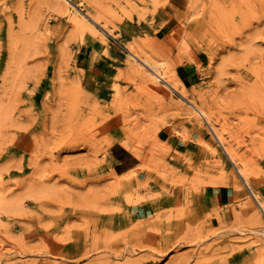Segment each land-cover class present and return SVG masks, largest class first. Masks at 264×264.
Wrapping results in <instances>:
<instances>
[{
	"label": "rangeland",
	"instance_id": "rangeland-1",
	"mask_svg": "<svg viewBox=\"0 0 264 264\" xmlns=\"http://www.w3.org/2000/svg\"><path fill=\"white\" fill-rule=\"evenodd\" d=\"M61 1L99 17L110 46L85 43L53 0H0V264H260L264 212L251 190L264 205V0ZM128 46L173 79L197 61L188 92L211 120ZM83 51L95 70L81 69ZM163 129L197 154L174 166ZM117 144L139 161L125 175L113 171ZM224 177L234 201L211 209L206 189ZM143 203L163 208L139 221L130 208Z\"/></svg>",
	"mask_w": 264,
	"mask_h": 264
},
{
	"label": "bare ground",
	"instance_id": "bare-ground-1",
	"mask_svg": "<svg viewBox=\"0 0 264 264\" xmlns=\"http://www.w3.org/2000/svg\"><path fill=\"white\" fill-rule=\"evenodd\" d=\"M53 1H55L56 4L58 3V7L61 9L60 12H62V14L64 13V14L68 15L69 21L72 23L74 28H76L81 33L82 37L85 36L86 39L83 40L85 43H90L91 41H93V43L96 42L100 45L110 46L108 38H113V36H112L110 30H108V26L104 25L100 21L99 17H97L96 15H94V16H92V15L90 16V14L87 15L88 13L82 14L81 11L83 10V8H82V10H78V8H76L77 11H79V13H81V15H83V16H80V14H78V12H76V13L72 12L71 9L67 6H65L61 0H53ZM64 1H66L67 4L73 3L72 0H64ZM192 25H194V24H192ZM31 27L33 28V26H31ZM86 36H88V37H86ZM106 37H108V38H106ZM189 39H190V37L188 36L187 39L185 40V42H189ZM42 40H43V38H42ZM127 51H128L129 56L132 59L141 63V65L143 67H145L148 71H150L149 73H151L152 78L160 81L163 84V86H165L170 91L177 93L181 99H183L184 101L189 103L191 105V107L201 117H203L205 119V121L208 123L207 117L210 119V115L208 114L207 110L205 108H200L194 104L195 102L191 98V93L188 92L189 89L184 87V85L177 78V76H174L175 79H173L172 76L169 74L168 69H165L163 65L156 64L150 58L145 57L144 55H142L139 51H137L133 47L128 46ZM189 60L194 61L195 58L189 57ZM152 84H154V82ZM199 94H200L199 90H193V92H192V95L194 97L199 96ZM210 125H211V123H210ZM216 137H217V140L219 141V143L221 144V146L224 148L225 152L227 153L229 159L231 160V162L234 164L235 168L237 169V173L243 179V181L245 182L247 187H249L248 183L252 184L253 178L245 166L241 167V168H237L236 163L239 160L238 154L230 147V145L226 146V143H228V142H225L222 134H220L219 136H216ZM123 145L127 150H129V151L133 150L128 145H125V144H123ZM234 184H235V182H232L231 180H229L225 177L218 180V181L212 182L213 186L229 187V188L235 187V186H233ZM251 193H252L253 198L259 203L261 209L264 212V205L261 204L258 200V199H263L262 195L260 193H259L260 195H258L257 193H254L252 190H251ZM128 262H131V261H128ZM128 262H127V264H128ZM157 262H158V260L148 259L145 257H144V259L135 261L136 264H151V263L156 264ZM184 262H186V261H184ZM228 263H229V258H222L221 257V258H215V259L201 260L198 264H228ZM182 264H183V262H182ZM260 264H264L263 259L260 260Z\"/></svg>",
	"mask_w": 264,
	"mask_h": 264
},
{
	"label": "crops",
	"instance_id": "crops-1",
	"mask_svg": "<svg viewBox=\"0 0 264 264\" xmlns=\"http://www.w3.org/2000/svg\"><path fill=\"white\" fill-rule=\"evenodd\" d=\"M90 51L87 53L83 51L79 57V61L84 68V71H92L96 69V64L99 63L96 57L92 55ZM177 75L179 80L182 82L185 88L192 89L197 86L201 79L202 73L199 69V63L197 61L190 62L177 67ZM184 127V125H183ZM181 127V129L183 128ZM158 138L162 142H166L172 148V156L174 158V166L180 167L182 164L183 156H194L200 149L195 143L184 142L174 133L170 132L168 129H163ZM181 152V153H179ZM111 158L114 164L113 171L117 175H125L139 166V161L131 152L122 147L120 144L114 145L111 149ZM206 206L211 209L220 210L223 207L229 206L233 201V194L223 188L219 189L208 188L205 192L204 199ZM163 207H151L148 203H143L138 207H131V212L134 219L139 221L147 220L150 216H153L155 211ZM168 208V207H164ZM225 214L220 212V216L223 217Z\"/></svg>",
	"mask_w": 264,
	"mask_h": 264
}]
</instances>
